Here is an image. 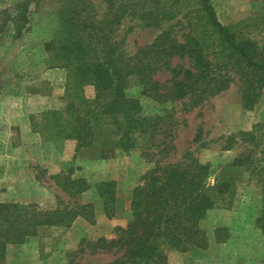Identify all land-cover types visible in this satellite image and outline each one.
<instances>
[{
    "label": "rangeland",
    "instance_id": "obj_1",
    "mask_svg": "<svg viewBox=\"0 0 264 264\" xmlns=\"http://www.w3.org/2000/svg\"><path fill=\"white\" fill-rule=\"evenodd\" d=\"M89 1L95 16H102L105 7L101 0ZM21 2L0 0V25L4 24L0 32V202L36 204L46 209L67 208L79 214L87 205L93 209L89 218L93 223L78 216L69 228L41 227L36 236L27 237L20 245L8 246L4 264H69L72 259L69 254L82 239L114 237L115 228L131 220L133 189L156 163L175 164L193 159L209 166L207 184L213 185L224 167L248 152L254 164L250 171L234 174L237 184L231 204H221L208 211L200 223L208 238L207 247L184 253L169 251L167 264H264V237L255 226L261 209L258 167L264 164V87L251 109L243 107L237 80L226 91L197 107H190L185 99L159 104L141 96L142 87L129 76L125 94L139 99L142 115L152 119L155 131L151 136L137 137L136 146L126 152L115 149L105 158H98L92 150L74 155V141L54 137L45 141L42 133L33 132L31 118L39 127L40 115L49 110L27 113L40 101L37 99L40 95L56 94L59 106L53 109L56 111H63L71 100L65 91L66 69L54 59L55 53L45 50V44L58 36L62 0L31 2L24 13L25 25L16 18L17 4ZM209 3L219 23L235 32L237 38L264 42V0H209ZM196 11L192 0H181L174 18L163 20L159 26L123 18L113 34L116 53L123 64H131L133 55L152 44L161 33L170 31L181 40V35L189 30L188 21L198 22ZM179 64L187 66L185 61H172L173 66ZM169 78L168 73L154 77L165 86L169 85ZM84 93L85 97L92 98V87H86ZM20 110H24L21 116ZM13 117L28 126L27 142L35 143L34 151H38L39 142L64 144L62 167L53 165L42 169L35 162L29 163L26 169L25 165L12 162L5 143ZM158 117L161 120H156ZM251 132L256 137L253 141L243 135ZM11 141L13 145L20 144V135L14 134ZM70 171L71 178L84 179L90 186L87 192L73 197L56 185L52 177ZM105 181L114 183L115 209L111 219L105 216L95 188ZM112 259L110 254L85 252L74 257L73 264H107Z\"/></svg>",
    "mask_w": 264,
    "mask_h": 264
},
{
    "label": "trees",
    "instance_id": "obj_2",
    "mask_svg": "<svg viewBox=\"0 0 264 264\" xmlns=\"http://www.w3.org/2000/svg\"><path fill=\"white\" fill-rule=\"evenodd\" d=\"M192 1L199 19L195 24L188 21L189 30L181 35V40L170 31L161 33L133 55L131 64H123L113 40L123 18L159 26L163 20L174 18L181 0H101L105 12L99 17L89 0H62L58 36L45 44V50L55 53L54 59L66 69L65 91L71 100L63 111L42 113L39 127L31 118L33 132L42 133L45 141L52 137L74 141V155L92 150L98 158H105L115 149L126 152L134 148L137 137L151 136L155 124L142 115L139 99L125 94L129 76L142 87L141 96L159 104L185 99L190 107L226 91L237 80L243 107L251 109L264 87V42L237 38L235 32L219 23L209 0ZM31 2L35 0L17 4L16 18L23 25ZM3 29L4 24L0 25V32ZM174 59L187 62V66H173ZM163 73L170 75L168 86L154 79ZM86 87H92V98L85 97ZM243 135L250 141L256 139L253 132ZM253 164L251 153L243 154L224 167L213 185H208V165L193 159L156 163L132 191L131 220L116 227L114 237L82 239L69 254V264L85 252L110 254L113 259L107 264H167L169 251L204 250L208 238L200 227L201 221L208 211L231 204L237 184L234 174L250 171ZM258 169L261 209L255 226L264 237V164ZM71 173L52 178L68 195L87 192L90 186L85 180L73 179ZM95 188L105 216L111 219L115 209L114 183L101 182ZM82 208L86 210L79 214L67 208L0 202V264L5 262L8 246L20 245L27 237L36 236L41 227L69 228L78 216L93 223L89 219L92 207Z\"/></svg>",
    "mask_w": 264,
    "mask_h": 264
},
{
    "label": "crops",
    "instance_id": "obj_3",
    "mask_svg": "<svg viewBox=\"0 0 264 264\" xmlns=\"http://www.w3.org/2000/svg\"><path fill=\"white\" fill-rule=\"evenodd\" d=\"M59 74L60 73L58 72V75ZM38 97L39 98L37 99H39L40 101L36 102V105H32L27 113H39L46 110L57 109L59 107L57 106L58 96L56 94L45 96L40 95ZM22 112L20 110V113H18V115H23ZM19 121V119L13 117L12 121L10 122V127L8 128L9 132L8 134H6L8 140L5 144L9 147L8 150L11 153L12 162L14 161L13 163L18 162L19 164L25 165L26 169L29 167V163L35 162H37V164L40 165L42 169H47L48 167L53 165L62 167V163H64L62 159V150L64 144L39 142L40 145L38 146V151H34L32 147H34L35 143L28 144L27 142V132H30L28 126L26 125V123L23 124ZM14 134L20 135V144H12L11 140Z\"/></svg>",
    "mask_w": 264,
    "mask_h": 264
}]
</instances>
